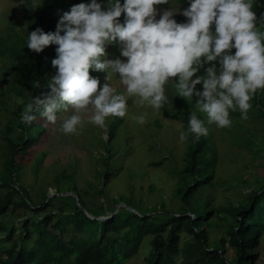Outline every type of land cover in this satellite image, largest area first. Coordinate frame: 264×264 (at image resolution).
Here are the masks:
<instances>
[{
    "label": "clouds",
    "instance_id": "1",
    "mask_svg": "<svg viewBox=\"0 0 264 264\" xmlns=\"http://www.w3.org/2000/svg\"><path fill=\"white\" fill-rule=\"evenodd\" d=\"M167 3L108 0L104 8L101 0H90L64 11L54 32L39 27L28 32L26 45L35 52L50 43L58 45L51 61L56 72L47 82L49 90L25 104L20 120L30 125L41 117L55 124L58 111L70 109L59 125L63 133H78L86 122L104 128L107 117L126 115L129 97L161 109L168 100L169 81L188 101L199 97L196 106L217 128L232 124L230 111L239 110L247 119L251 99L264 89V13L258 16L253 10L254 0H190L183 9L185 22H177L173 7L157 18L155 6ZM122 12L123 23L116 19ZM113 42L119 43L126 60L107 58L106 44ZM204 65L205 74L193 78ZM90 68L107 73L101 87ZM113 74L124 91L111 82ZM201 82L202 91L196 88ZM146 116L134 118L143 124ZM208 131L194 110L179 138L187 141L193 134L198 140Z\"/></svg>",
    "mask_w": 264,
    "mask_h": 264
},
{
    "label": "trees",
    "instance_id": "2",
    "mask_svg": "<svg viewBox=\"0 0 264 264\" xmlns=\"http://www.w3.org/2000/svg\"><path fill=\"white\" fill-rule=\"evenodd\" d=\"M13 2L21 4L28 12L26 17L30 25L24 27L19 23L17 28H12L11 19L7 35L0 33V58L4 60L0 113L3 111L9 119L4 130H0L5 141L0 171V236L5 234V242L9 243L7 247L0 244V264H127L139 253L145 237L149 235L154 237L147 264H251L254 259L252 249L258 247L264 233V185L253 194L250 205L228 210L236 220L228 230V243L235 250V259L229 261L224 252L225 239L221 240L222 246L210 245L204 224L212 215L208 208L210 204L205 198L198 204L200 195L214 186L216 148L208 134L198 140L191 138L193 143L188 150L187 165L181 171L183 184L178 192L187 208L185 212L161 219L154 213H135L122 208L116 213L110 210L111 215L105 220L99 219L106 212L103 204L99 206V213L91 214L84 196H91L92 191L99 197L103 196L101 184L106 185L111 178L109 165L106 171L99 172L103 180L92 191H81L76 186L74 173L65 175L66 187L61 188L60 181L57 182L54 196L46 193L41 203L34 202L29 190L21 184V160L39 144L49 129L44 118L38 117L26 125L20 120V115L33 96L49 90L47 82L56 72L51 61L57 55L55 49L58 45L50 43L40 52H35L26 45L28 32L37 27L45 32H54L64 11H70L74 4L90 3V0ZM189 2L178 0L183 8H187ZM102 7L107 8L108 1ZM253 10L258 16L264 13V0H254ZM125 16L126 13L122 12L116 19L123 23ZM101 71L89 69L90 75L95 77ZM37 81L40 87H37ZM261 97L262 91L259 93L258 90L253 99L261 101ZM16 99L22 101L21 105ZM64 112L59 110L57 116ZM189 116L182 118L186 129ZM118 124L116 122L110 131L109 142L113 140ZM68 192L76 196L79 205L74 204L70 210L54 208L55 202L69 203L72 200V196L66 195ZM16 208H26L31 214L22 220L20 235H17L15 225H9L3 219ZM183 233L194 235V240L182 245ZM112 234L117 237L112 238Z\"/></svg>",
    "mask_w": 264,
    "mask_h": 264
},
{
    "label": "rangeland",
    "instance_id": "3",
    "mask_svg": "<svg viewBox=\"0 0 264 264\" xmlns=\"http://www.w3.org/2000/svg\"><path fill=\"white\" fill-rule=\"evenodd\" d=\"M108 0H101L104 5ZM157 18L164 9L173 7L177 11L173 14L177 22H185L183 7L178 0H169L167 4L156 5ZM28 12L21 4L13 0H0V33L7 35V27L14 28L23 23L28 27ZM13 20L10 26V20ZM124 20V19H123ZM14 26V27H13ZM17 28V27H16ZM234 52L235 49H232ZM107 58L115 59L121 56L119 43H107ZM3 61L0 58V83L2 80ZM218 63V62H217ZM207 65L202 66L196 75H204ZM105 71L98 73L101 87L105 83ZM117 91H124L116 80L115 74L111 81ZM196 88L203 90L202 82ZM261 101L251 99L252 107L248 110V118L242 119L239 110L230 111L232 124L228 127L217 128L215 124L207 122L206 114L201 112L195 102L199 97L193 96L192 101L178 95L175 83L169 81L165 85V94L168 100L159 110H153L146 103H135L133 97L128 98V109L124 117L109 116L105 127L99 128L86 122L78 133L66 134L59 130L62 119L71 113L69 109L63 115L57 116L55 124L46 123L48 134L41 138L39 144L29 150L21 160V184L27 188L35 203H41L45 194L55 195L56 184L66 187L65 175L75 173L76 186L81 191H92L98 188L103 178L99 172L107 170L111 174L110 180L101 184L103 196L99 197L92 191L86 198V208L91 214L100 212L103 204V217L111 215L110 210L116 213L119 209L130 212L141 211L155 214L164 219L174 213L187 211L178 189L182 183L181 171L187 165L188 150L193 143L189 135L187 141H180V132L186 130L182 120L187 114L196 111L197 116L208 127V136L216 148V165L214 167L213 184L209 190L200 195V205L204 198L210 204L212 215L205 221L210 245L222 246L221 240L227 242L224 252L229 261L235 259V250L228 243V230L236 220L228 211L242 205H250L252 196L264 185V89ZM18 105L22 101L16 99ZM147 113L145 122L139 123L134 117ZM177 116V117H175ZM41 119V118H40ZM9 122L6 114L0 113V130H4ZM118 122L113 140L110 141V131ZM45 124V123H44ZM215 145V146H214ZM5 141L0 134V171L3 163V147ZM105 163V164H104ZM69 194V192L67 193ZM66 194V195H67ZM83 194V193H82ZM69 203L55 202L54 208L63 207L70 210L72 206L79 205L76 196L72 193ZM203 199V200H202ZM186 209V210H185ZM185 210V211H184ZM26 208H16L5 218L6 223L15 225L17 235L22 233L20 228L22 220L31 216ZM88 215V212H85ZM205 213V210L202 211ZM190 214V213H189ZM203 224V227H205ZM5 234L0 236L1 246L7 247ZM117 237L116 234L111 235ZM153 235L145 237L139 253L127 264H147L151 252ZM194 235L182 234V245L193 241ZM254 259L251 264H264V233L260 238L258 247L252 249ZM181 261V258L178 260Z\"/></svg>",
    "mask_w": 264,
    "mask_h": 264
},
{
    "label": "water",
    "instance_id": "4",
    "mask_svg": "<svg viewBox=\"0 0 264 264\" xmlns=\"http://www.w3.org/2000/svg\"><path fill=\"white\" fill-rule=\"evenodd\" d=\"M70 194H72V193H70ZM67 195H69V194H67ZM53 195H50V197H52ZM99 219H101V220H105L106 219V217H100Z\"/></svg>",
    "mask_w": 264,
    "mask_h": 264
}]
</instances>
